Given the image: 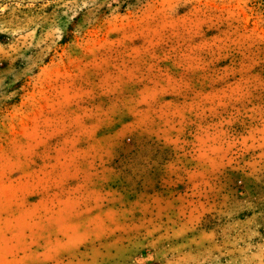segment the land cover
<instances>
[{
	"label": "rangeland",
	"instance_id": "374dc122",
	"mask_svg": "<svg viewBox=\"0 0 264 264\" xmlns=\"http://www.w3.org/2000/svg\"><path fill=\"white\" fill-rule=\"evenodd\" d=\"M0 264H264V0H0Z\"/></svg>",
	"mask_w": 264,
	"mask_h": 264
}]
</instances>
